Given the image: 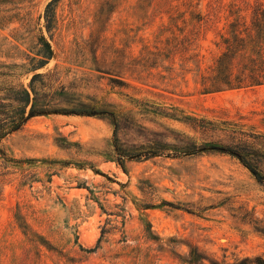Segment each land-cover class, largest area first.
I'll list each match as a JSON object with an SVG mask.
<instances>
[{"label":"rangeland","instance_id":"obj_1","mask_svg":"<svg viewBox=\"0 0 264 264\" xmlns=\"http://www.w3.org/2000/svg\"><path fill=\"white\" fill-rule=\"evenodd\" d=\"M49 1L0 0V105L34 84L61 106L122 111L121 142L144 140L132 117L171 142H225L208 122L264 136V83L209 91L198 74L264 0H57L47 28ZM113 137L107 118L50 113L0 139V264L264 259V187L241 162L207 151L122 167Z\"/></svg>","mask_w":264,"mask_h":264},{"label":"trees","instance_id":"obj_2","mask_svg":"<svg viewBox=\"0 0 264 264\" xmlns=\"http://www.w3.org/2000/svg\"><path fill=\"white\" fill-rule=\"evenodd\" d=\"M57 0H50L44 9V18L47 28L51 25L55 5ZM214 13V12H213ZM215 14V13H214ZM210 15V12H209ZM198 22L204 20L205 16L197 13L194 16ZM205 21V20H204ZM230 34L224 37V50L217 57L214 64L209 66L206 72H200V81L206 90H221L223 88H239L248 84L264 83V8L263 3L258 5L254 10L249 21L246 16L231 22ZM41 58L38 64L42 65L51 57L52 51L49 42L42 37ZM40 74H34L33 77ZM21 97L15 99L18 105L9 108L6 105H0V139L11 131L20 128L28 119L50 113L63 114H81L88 116H99L107 118L113 125V152L112 156L118 165L124 167L125 160L142 161L156 155L178 156L193 153L214 151L228 154L241 162L254 176V178L264 187V171L259 166V160L264 158V136L256 134H246L235 128L229 123L226 128H217L213 122L209 123V132L215 130L223 131L225 137L221 141H209L207 143H197L192 137L187 135H175L168 141V137L157 132L148 130L145 126L138 123L137 118L132 117V127L134 130H142L144 140L142 142H121L118 137L120 119L123 112L120 110L99 109L88 106H71L65 107L53 102L48 94L40 92L34 84H29V89L21 84ZM33 94L31 98L30 94ZM52 97V96H51ZM29 108L27 110V106ZM13 107V106H12ZM154 113H158L153 110ZM169 118H174L175 113L161 114ZM137 113H133L135 117ZM160 114V112H159ZM131 117V116H130ZM192 122V119L182 117ZM199 122H202L199 120ZM192 125V124H191ZM201 125V124H200ZM198 126L196 123L193 127ZM1 158L8 161L3 152H0ZM12 161V160H11ZM68 164L67 161H63ZM90 167L93 168L91 164ZM95 171H98L94 168ZM257 264H264L263 258H256ZM250 259L248 257L240 260L235 264H246ZM210 264H218L211 261Z\"/></svg>","mask_w":264,"mask_h":264}]
</instances>
